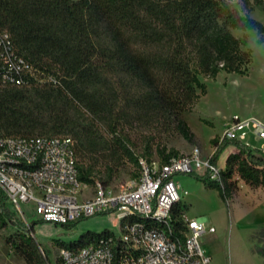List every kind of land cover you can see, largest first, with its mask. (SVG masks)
Returning <instances> with one entry per match:
<instances>
[{"label": "trees", "instance_id": "trees-1", "mask_svg": "<svg viewBox=\"0 0 264 264\" xmlns=\"http://www.w3.org/2000/svg\"><path fill=\"white\" fill-rule=\"evenodd\" d=\"M244 3L251 12L255 7L264 12V0ZM230 23L220 0H0V31L10 33L41 78L58 79L24 87L0 83V135L70 136L79 179L110 186L112 158L126 157L137 166L139 156L151 159L149 145L144 154L135 151L126 127L174 126L193 141L182 114L206 93L200 75L248 72L252 53ZM231 145L237 151L227 157L223 184L198 175L227 204L238 189L235 173L253 188L264 186V156L242 142L224 140L212 160ZM156 150L162 162L179 155L166 146ZM180 213L176 204L174 215ZM80 220L64 226L71 229ZM39 222L45 221L19 220L0 188V227H16L6 237L15 253L26 264H63L60 257L53 262L43 255L34 236ZM99 234L89 231L59 243L83 246Z\"/></svg>", "mask_w": 264, "mask_h": 264}, {"label": "built area", "instance_id": "built-area-1", "mask_svg": "<svg viewBox=\"0 0 264 264\" xmlns=\"http://www.w3.org/2000/svg\"><path fill=\"white\" fill-rule=\"evenodd\" d=\"M36 82L58 83V79L54 75L41 78L36 66L18 51L10 33L0 31V83L24 87ZM249 136L260 144H253ZM224 140H238L264 156V120L235 114L209 155L198 146L165 162L141 155L139 176L127 186L114 189L98 184L90 194L87 190L92 186L79 179L70 136L0 135V188L9 206L25 218L23 202L35 203L39 219L54 224L98 214L116 217L120 233L107 229L83 246H62L63 264H211L200 238L215 227L186 213L174 215L182 199L175 175L207 173L223 184L226 165L220 166L219 159L214 162L212 157Z\"/></svg>", "mask_w": 264, "mask_h": 264}, {"label": "rangeland", "instance_id": "rangeland-1", "mask_svg": "<svg viewBox=\"0 0 264 264\" xmlns=\"http://www.w3.org/2000/svg\"><path fill=\"white\" fill-rule=\"evenodd\" d=\"M252 13L264 22L261 8L255 7ZM234 34L244 41L240 33ZM243 48H247L245 44ZM200 78L206 84V93L200 95L191 110L182 114L194 133L193 141H188L174 126L157 125L150 128L136 124L126 127L125 132L138 154H144L149 145L152 154L148 156L159 159L157 145L166 146L167 151L175 149L179 154H188L198 146L207 156L212 151L213 139L222 133L233 115L246 116L250 111L264 113V57L252 54L246 74L222 71L216 78L205 75H200ZM249 140L255 145L260 144L251 136ZM236 151V147L229 146L219 158L220 166L225 167L227 156ZM112 159L110 162L115 172L110 186L120 189L135 178L139 166L126 157L116 156ZM198 175L202 174L180 172L175 175L181 184L182 199L178 207L189 217L199 218L207 226L215 227L214 232H205L200 238L202 247L211 257V264H264V196L258 208L248 204V195L244 192L235 203L231 199L227 204L218 190L207 187ZM237 176L235 173L234 178ZM93 190L94 187H91L87 191L91 194ZM21 206L26 218L21 211L11 207L19 220L26 224L40 221L35 212V203L23 202ZM15 229L12 223L0 227V264H26L24 258L15 253L6 241V237ZM107 229L120 233L116 217L98 214L81 219L71 229L48 221L39 222L35 225L34 236L40 243L43 255H49L56 262L62 247L59 240L71 243L89 231L101 233Z\"/></svg>", "mask_w": 264, "mask_h": 264}, {"label": "clouds", "instance_id": "clouds-1", "mask_svg": "<svg viewBox=\"0 0 264 264\" xmlns=\"http://www.w3.org/2000/svg\"><path fill=\"white\" fill-rule=\"evenodd\" d=\"M220 8L231 16L232 23L227 27L241 34L245 46L254 56L264 57V22L256 20L244 0H220ZM218 25L224 27L221 20Z\"/></svg>", "mask_w": 264, "mask_h": 264}, {"label": "crops", "instance_id": "crops-1", "mask_svg": "<svg viewBox=\"0 0 264 264\" xmlns=\"http://www.w3.org/2000/svg\"><path fill=\"white\" fill-rule=\"evenodd\" d=\"M252 115L257 116V117L261 118L262 120H264V113L263 112H261V113L257 112V114H256V113L250 111L246 116H252ZM237 178H238V189H237L236 193L234 194V197L232 200L233 203H235V201L238 199L240 194L242 192H244L245 194L248 195V204L249 205L254 206L255 208H258L259 206H261L262 205L261 199L264 196V186L253 188L250 185H248L247 183H245L244 180L239 178V176H237ZM231 207L233 209V206H231Z\"/></svg>", "mask_w": 264, "mask_h": 264}]
</instances>
